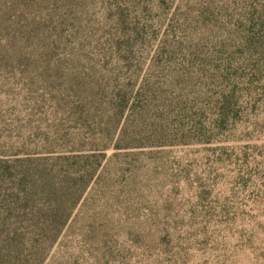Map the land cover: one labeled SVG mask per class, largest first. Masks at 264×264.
<instances>
[{
    "label": "rangeland",
    "instance_id": "374dc122",
    "mask_svg": "<svg viewBox=\"0 0 264 264\" xmlns=\"http://www.w3.org/2000/svg\"><path fill=\"white\" fill-rule=\"evenodd\" d=\"M0 13V264H264V0H37Z\"/></svg>",
    "mask_w": 264,
    "mask_h": 264
},
{
    "label": "trees",
    "instance_id": "16d2710c",
    "mask_svg": "<svg viewBox=\"0 0 264 264\" xmlns=\"http://www.w3.org/2000/svg\"><path fill=\"white\" fill-rule=\"evenodd\" d=\"M37 0H0V13H16L31 10ZM1 226V225H0Z\"/></svg>",
    "mask_w": 264,
    "mask_h": 264
}]
</instances>
